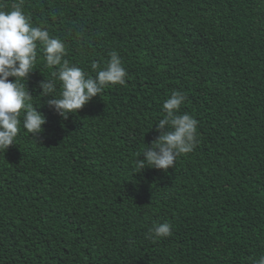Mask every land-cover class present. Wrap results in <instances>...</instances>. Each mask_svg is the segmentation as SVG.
Wrapping results in <instances>:
<instances>
[{"label": "trees", "instance_id": "1", "mask_svg": "<svg viewBox=\"0 0 264 264\" xmlns=\"http://www.w3.org/2000/svg\"><path fill=\"white\" fill-rule=\"evenodd\" d=\"M17 2L0 0V11ZM22 11L65 43L70 65L95 77L92 64L115 51L127 76L65 120L40 94L59 66L38 44L26 87L47 122L37 140L21 118L0 152V264H252L264 254V0H24ZM177 90L179 112L198 121L195 149L167 171L134 172ZM154 222L172 235L150 233Z\"/></svg>", "mask_w": 264, "mask_h": 264}, {"label": "clouds", "instance_id": "2", "mask_svg": "<svg viewBox=\"0 0 264 264\" xmlns=\"http://www.w3.org/2000/svg\"><path fill=\"white\" fill-rule=\"evenodd\" d=\"M23 3L24 0H18L11 11H0V152H6L9 146L16 144L21 118L24 129L37 140L45 131L46 117L34 107V96L26 87L29 75L35 70L38 44L42 46L46 64L59 66L53 79L39 81L40 94L48 97V107L65 120L94 96H101L109 85L126 84L127 70L115 51L109 54L110 59L104 67L95 62L92 64V69L97 70L95 77L70 65L63 59L65 43L50 36L48 30L32 26L22 11ZM10 77L14 79L10 80ZM56 80L61 85L58 97L53 95ZM185 99L184 93L177 90L165 100V115L155 124L159 135L138 155L134 172H141L146 167L167 171L170 166L175 167L178 156L195 149L198 121L189 113L179 112ZM149 232L166 238L172 235V225L154 222ZM252 264H264V254L253 259Z\"/></svg>", "mask_w": 264, "mask_h": 264}, {"label": "rangeland", "instance_id": "3", "mask_svg": "<svg viewBox=\"0 0 264 264\" xmlns=\"http://www.w3.org/2000/svg\"><path fill=\"white\" fill-rule=\"evenodd\" d=\"M107 104H109V100H107Z\"/></svg>", "mask_w": 264, "mask_h": 264}]
</instances>
